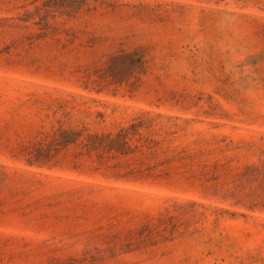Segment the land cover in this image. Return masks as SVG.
I'll return each mask as SVG.
<instances>
[{"label": "rangeland", "instance_id": "obj_1", "mask_svg": "<svg viewBox=\"0 0 264 264\" xmlns=\"http://www.w3.org/2000/svg\"><path fill=\"white\" fill-rule=\"evenodd\" d=\"M0 264H264V0H0Z\"/></svg>", "mask_w": 264, "mask_h": 264}]
</instances>
